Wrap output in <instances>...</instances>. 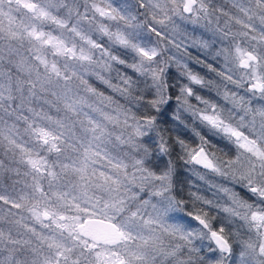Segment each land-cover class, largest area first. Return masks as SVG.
<instances>
[{
	"label": "trees",
	"instance_id": "trees-1",
	"mask_svg": "<svg viewBox=\"0 0 264 264\" xmlns=\"http://www.w3.org/2000/svg\"><path fill=\"white\" fill-rule=\"evenodd\" d=\"M212 1L215 2L214 8L220 6L231 14L232 2L239 0ZM28 2L31 7H48L54 19L67 20V28L74 20L78 21L83 37L97 41L92 29L95 17L90 0ZM214 12L209 10L204 20L207 26L225 38V46L221 50L217 48L218 51L203 53L193 50L186 54L191 62L187 68L198 75L201 83L191 86L194 95L185 94L187 102L181 103L179 109L183 123H165V116L154 113L147 104L155 89L149 87L151 79L134 67L140 64L142 58L130 38H126L123 45L112 38H105L99 51L109 53L111 60L108 63H98L96 51L90 50V61L73 62L71 67L65 68L62 62L57 61L59 57L50 56L47 51L46 58L50 62L53 60L59 69L58 76L54 78L35 63L32 57L35 47L31 42L21 35L11 37L9 46L14 52H9L0 40V73L7 85V91L0 100V205L10 206L13 201L21 203L20 197L28 195L25 207H14L23 211L36 207L35 190H41L55 201L54 210L61 214H72L86 204L112 202L116 208H122V215H129L146 200L157 201L173 192L174 198L179 204H184L183 211L191 218L196 210L197 214H201L200 206L205 201H214L211 207L215 211H218L215 205L219 199L225 205L229 204L218 188L189 181L200 177L206 170L187 164L176 142L179 133L189 144L199 146L204 143L207 152L210 148L222 150V158L231 160L234 152L229 143L217 132L205 127L198 115L205 111L215 112L225 124L251 139V134L258 136L255 132L257 127L251 126V122L256 124L264 118L258 116L252 100L246 99L245 94L249 90L242 84L237 85L235 78L227 76L233 73L234 67L227 65L225 55L229 53L232 59L231 49L235 46L251 54L254 50L252 43H245V38L239 36L236 30H230V34L221 30L219 27L225 25L222 23L225 18ZM262 58L264 52L259 55L258 67ZM158 61V64L145 65L143 71L147 73L152 68H164L169 83L176 85L172 88L173 96L181 84H190L186 75H180L185 72V67L167 62L166 55L161 51ZM236 64L235 60L233 66L236 67ZM181 76L186 82L180 80ZM126 77L135 82L133 90H125ZM141 96L143 100L139 99ZM145 115L157 116L160 121L158 130L146 127L143 135L138 136L135 124L137 120L142 123ZM167 115L171 116V112ZM35 118L45 119L51 126L58 127L60 136L55 150L32 140L28 124ZM149 133L151 138L146 143L145 137ZM7 134L31 144V152H36L45 161L43 175L30 172L21 164L22 151L16 141L8 140ZM160 134L170 146V152L164 156L158 151ZM47 172L51 173V177H45ZM256 186L257 189L264 188V185ZM5 198L13 201H5ZM247 203L250 208L253 207L252 202ZM261 208L264 211V205ZM201 210L206 211L205 208ZM222 220L227 225V221ZM6 222L1 219L0 227L11 226L12 229L14 219L10 218L9 223L6 219ZM14 229L21 228L15 226ZM141 236L145 241H134L137 249L144 252V259L139 264H206V252L196 250L195 245L181 237L169 234L153 237L144 233ZM60 237L64 238L62 234ZM25 238L15 235L13 242H0V264H42L51 257L50 242L40 237ZM87 258L84 251L77 253L70 250L65 262L75 260L76 264H85L89 261Z\"/></svg>",
	"mask_w": 264,
	"mask_h": 264
},
{
	"label": "rangeland",
	"instance_id": "rangeland-1",
	"mask_svg": "<svg viewBox=\"0 0 264 264\" xmlns=\"http://www.w3.org/2000/svg\"><path fill=\"white\" fill-rule=\"evenodd\" d=\"M90 2L95 17L92 29L98 42L83 37L78 21L74 20L70 28H67V20L54 19L46 6L31 7L28 0H0V40L3 41V48L14 52L12 46H9V41L11 37L21 35L35 47L32 54L35 63L53 78L58 76L59 69L53 60L50 62L46 58L47 51L50 56L59 57L57 61L62 62L65 68L71 67L73 62L90 61L92 58L90 50L96 51L98 63H108L111 60L109 53L99 51L103 42L105 43V38H112L119 45L125 44L126 38H130L135 42L138 53L141 50L148 52L155 50L159 55L161 51L166 55L167 62H176L188 67L191 62L186 58V54L189 52L218 51L219 47L220 50L224 49L225 38L214 28L207 26L204 20L205 14L209 13V10H214V13L225 18L219 19L225 23L219 27L221 30H226L228 34L230 30L234 32L236 30L239 36L245 38V43H252L254 50L251 54L235 46L231 49L232 59L229 53L225 55L227 65L234 67L233 73L227 76L235 78L237 85L242 84L249 90L245 94L246 99L252 100L258 116L264 117V91L253 87L264 80V58L262 62L260 61V67L257 65L259 55L264 52L259 49H264V0L232 2L231 14L220 6L214 8L215 2L212 0H192L191 11L186 15L182 13L185 0H90ZM157 32L160 35H157ZM235 60L236 67L233 66ZM180 80H183L182 76ZM183 82H186L185 78ZM190 85L199 84L190 81ZM5 91L6 81L0 73V100L3 99ZM204 113L217 115L211 111ZM202 122L205 127L214 130L229 143L234 155L231 160H225L221 156L222 150L213 148L208 150L207 153L215 158L220 171L206 170L200 177L189 181L199 185L210 184L218 188L220 195H224L229 204L225 205L224 201L219 199L215 205L218 211H215L211 207L214 201H205L200 206L201 214H197V210L194 213L201 216L206 214V219L212 226L224 225L222 219L227 221V225H224L225 235H228L235 250L233 255L229 256L219 251L211 255L213 246L209 236L201 230L190 214L183 211L184 204L177 202L174 192L157 201L146 200L129 215H122V208H116L112 202L86 204L83 209L72 214H61L54 210L55 201L50 200L41 190H35L33 194L37 199V206L24 211L17 210L14 206L25 207L28 195L20 197L22 204L5 198V201L13 202L10 206L0 205V220L7 223V219L9 223L10 218H13L14 224L12 229L11 226L0 227V242L4 240L13 242L15 235L24 239L40 237L50 242L52 255L42 264H76L75 260L65 262L70 250L77 253L84 251L90 261H85V264H139L144 259V252L137 249L134 241H145L141 233L153 237L169 234L192 243L196 250L205 251L206 264H210V261L214 264L221 256L223 259L220 264H264L262 252L264 226L255 225L248 219L254 212H264L261 208L264 205V198H261L258 192L250 191L252 187L257 188L256 185H264V158L258 156V152L264 151V118L256 124L254 121L251 122V126L257 127L255 132L258 134V136L251 134L252 139L244 135L239 139L230 137L222 130ZM51 125L45 119L35 118L28 127L32 140L55 150L60 133L57 131L58 127ZM7 137L9 141H16L19 145L22 151L21 164L28 171L43 175L46 170L45 161L36 152H31V144L18 141L13 134H7ZM187 164L193 165L191 162ZM110 176L113 177L112 174ZM45 177H51V173L47 172ZM247 202H252L253 207L250 208ZM201 208H205L206 211H202ZM226 209L235 211L230 212ZM90 217L114 222L118 227L115 238L101 240L96 234L90 235L87 231L80 233L83 220ZM15 226L21 229L15 230ZM61 234L64 238L60 237Z\"/></svg>",
	"mask_w": 264,
	"mask_h": 264
},
{
	"label": "snow or ice",
	"instance_id": "snow-or-ice-1",
	"mask_svg": "<svg viewBox=\"0 0 264 264\" xmlns=\"http://www.w3.org/2000/svg\"><path fill=\"white\" fill-rule=\"evenodd\" d=\"M191 4L192 0H186L185 3V12L191 11ZM155 31V29H150ZM157 35H160L157 32ZM48 43V41H45ZM139 56L142 58L139 65H134L136 70L140 72L142 75H146L152 81V84L149 86L154 88L155 91L151 93V98L147 100V104L151 107L154 113H158L162 116H165V123L168 122H179L183 123L181 117L179 115V109L181 103L187 102L186 95L192 96L194 95V90L192 89L190 84H181L177 88V94L175 96L172 95V88L176 87L175 84H170L167 74L165 73L164 68H152L147 73H144L143 68L145 65H152L158 64V53L155 50L151 52L141 50L139 52ZM243 63V62H242ZM185 72L180 73V75H186L189 81L195 82L197 84L201 83L198 75L193 73L190 69L187 68L185 65ZM124 84L127 86L125 90H133L135 82L132 81L130 78L124 79ZM254 88L264 91V80L260 83L253 85ZM143 100L144 97L141 96L139 98ZM197 99H201L197 97ZM175 101V103H174ZM206 103V102H205ZM171 112V116H168L167 113ZM200 119L207 124L211 125L212 128H217L222 130L226 135L230 137H235L237 139L240 138L242 135L236 129L230 127L227 124H224L223 121L217 115H208L204 112L200 114ZM160 121L157 119L156 115H145L143 117V122L141 123L139 120L136 121L135 130L136 135L140 136L143 135L144 128L156 129L158 130V125ZM195 131V129H194ZM196 135L200 136V132H195ZM151 138V133H149L148 137H145V142L147 143ZM203 140V137L201 136ZM176 142L180 146L181 151L184 153V159L186 163H193L198 166H202L206 169L219 172L220 168L217 166L215 158L213 156H209L207 151L205 150L204 143L201 145L196 146L189 144L179 133L176 136ZM158 151L160 152L161 156L166 155L170 152V146L168 144L167 139L160 134V139L158 143ZM251 151V149H249ZM258 156L264 158V151L258 152ZM231 163V161H229ZM157 178H161L157 176ZM250 191L253 193H259L261 198H264V188L257 189L256 187L250 188ZM226 211L234 212L235 209H226ZM239 215V213H237ZM192 219L196 220L204 229H207L208 235L210 237L211 246H213V252L211 255H214L215 251H219L220 253L224 254L227 253L229 256L233 255L234 249L232 244L230 243L229 239L225 235V228L224 225L219 226H212L211 223L206 219V214L204 216L201 215H193ZM250 221L259 226H264V212L259 213H252L250 217H248ZM264 252V249H262ZM223 259L221 256L217 259L214 264H220V261ZM211 264V261H210Z\"/></svg>",
	"mask_w": 264,
	"mask_h": 264
},
{
	"label": "water",
	"instance_id": "water-1",
	"mask_svg": "<svg viewBox=\"0 0 264 264\" xmlns=\"http://www.w3.org/2000/svg\"><path fill=\"white\" fill-rule=\"evenodd\" d=\"M185 3H186V0H185ZM184 9H185V6L182 8V13L186 15L188 12H185ZM195 166L201 169H204V170H209L202 166H198V165H195ZM82 224H83V227L80 229V233H84L87 231L92 234L98 235L101 240L114 239L118 232V227L114 222L109 221V220H104L101 218H96V217L85 218ZM197 224L201 226L198 222Z\"/></svg>",
	"mask_w": 264,
	"mask_h": 264
},
{
	"label": "flooded vegetation",
	"instance_id": "flooded-vegetation-1",
	"mask_svg": "<svg viewBox=\"0 0 264 264\" xmlns=\"http://www.w3.org/2000/svg\"><path fill=\"white\" fill-rule=\"evenodd\" d=\"M197 167V166H196ZM197 223V222H196ZM200 228H201V230L205 233V234H207L208 235V231H207V229H204L203 227H201V226H199ZM88 234H90V235H94V234H92V233H89L88 232ZM205 234H203V235H205ZM209 236V235H208Z\"/></svg>",
	"mask_w": 264,
	"mask_h": 264
}]
</instances>
